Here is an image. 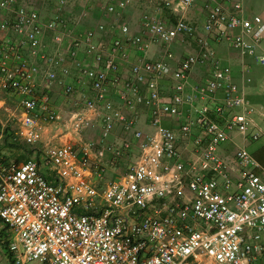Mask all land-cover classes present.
<instances>
[{
	"label": "built area",
	"instance_id": "1",
	"mask_svg": "<svg viewBox=\"0 0 264 264\" xmlns=\"http://www.w3.org/2000/svg\"><path fill=\"white\" fill-rule=\"evenodd\" d=\"M46 1L52 8L48 16L25 0H0V116L6 117L0 129L15 120V137L33 144L49 123L62 118L64 133L80 139L77 145L48 144L41 161L0 155V218L10 233L14 263L200 264L209 258L252 264L264 259V170L241 146L232 178L219 152L234 132L255 140L260 129L251 123L253 108L231 66L210 49L211 41L223 42L264 65V13H247L240 0H174L183 8L201 3L203 20L168 22L145 9L139 33L116 21L117 34L100 44L97 34L110 29L108 24L78 28L90 15L89 0H79L76 20L67 8L77 0ZM132 1L104 0L99 9L103 16H118ZM178 39L195 48L173 67ZM153 44L162 48V56L148 55ZM127 45L141 52L132 61ZM194 67L208 71L188 89ZM70 76L79 85L68 81ZM54 84L71 105L65 114L52 102ZM146 112L151 131L137 126ZM166 117L191 141L187 155L178 133L164 124ZM116 125L128 136L110 140ZM91 127L98 128L97 140L81 134ZM105 161L116 168L115 175L108 177ZM44 168L53 172L52 179Z\"/></svg>",
	"mask_w": 264,
	"mask_h": 264
},
{
	"label": "crops",
	"instance_id": "2",
	"mask_svg": "<svg viewBox=\"0 0 264 264\" xmlns=\"http://www.w3.org/2000/svg\"><path fill=\"white\" fill-rule=\"evenodd\" d=\"M161 1H162V6L160 5V3H158V5L155 6V8H153L155 10L153 13L157 14L158 16H161L162 18L166 19L168 22L174 21L176 17H184L197 22L203 20V11L201 7V3H198L191 8H183L179 3H177V1L174 0H173L174 2L169 4H167L166 3L167 1L165 0H161ZM240 1L244 5V8L246 9L247 13H252V11L249 10L250 6L251 7L256 6V8H258L257 6L263 7L262 12L264 13V0H240ZM132 2L133 3H131V5H129L125 9V11L120 14L121 17L120 21L130 22L131 25L130 31L131 33L135 34L141 31L140 24L138 26L135 22L136 21L135 6L140 2L139 0H133ZM91 4L89 5L91 8L90 15L85 19V21H83V23L79 24L78 28L84 30L85 28L89 26H93L98 22H105L106 24L109 25L110 29L108 28V30L104 33L98 32L96 40L100 44L109 43L112 37L115 34H117V29L113 27L114 25H116V20L110 19L109 15L103 16L100 12L99 7L97 6V3L96 5L94 4V2ZM128 17L130 18L128 19ZM194 48L195 45L191 41L187 39H178L175 42V44H173V50L175 56L170 60L171 65L173 67L177 66L178 59L184 53H186L187 51H191ZM210 49H211V55H213L216 58H219L223 63H227L231 66L234 81L237 82L243 88V90L246 93L247 100L253 108L250 114L251 123L253 125H256V127L260 129V136L255 140L245 138L241 134L234 132L231 135V137L220 146L219 152L222 155V157H224V159L226 160L227 172L232 178H236L238 172H237V165L235 162V151L241 146L246 147L247 150H249L252 153L254 158L261 165V170H264V72H260V71L258 73L255 72L254 64H258V63H256L254 59H252L251 57L240 56L239 53L229 44L223 42L221 43V42L211 41ZM127 50L129 53L128 61L134 60L138 54H141L139 50L131 46L129 47V45H127ZM84 54H85L84 50H82L80 52V56H83ZM148 55L151 58H157L163 55V50L158 45L153 44ZM126 64L127 63H125V65ZM128 64L124 66L126 71L128 70L127 69ZM207 71H208V67H194L189 76V83L187 86L188 89L191 88V85L203 80V78L206 76ZM67 80L70 82L77 83L76 80L71 76L68 77ZM163 82H164L163 87L165 88L167 82L164 80ZM166 92L167 90L166 91L164 90L163 94L168 95V93L165 94ZM50 93L54 105L58 107L59 110H61L62 114H65L66 110H68L71 107V105H69V100L67 99V97L64 96L62 87L58 84H54L50 88ZM217 96H219V94ZM202 102L203 99L199 100L198 104ZM61 120L49 123L43 130L41 140L36 142L35 146L38 149L36 150L37 152L34 151L33 153L38 155L36 158H39L40 161L43 158V154L45 149L47 148V145L50 143L70 140L74 143V145L78 144V140L80 139V137L75 134L69 135L67 133H64L62 124H60ZM163 122L164 124L174 128L175 131L178 133L180 148L181 150L184 151L185 155H187L188 152L191 151L193 145L191 141L183 137V135L178 129L177 121L173 120L170 117H166V119ZM137 126L145 131L152 130V126L148 120L147 112L141 113V118ZM252 128L253 127L249 129V132L252 130ZM197 132L198 129L194 128L193 133H197ZM81 134L83 137H85L84 136L85 134L92 136L94 139L97 140L98 128L97 127L87 128L81 131ZM125 135L126 134L123 133L121 126L116 125L114 130L111 132L109 139L119 141ZM39 150H41V153H39ZM98 150L100 152H103V147L101 144ZM43 170L48 178L50 179L53 178V172L50 169L44 168ZM256 170L258 172L261 171L260 169H256ZM113 175H115V173H111V176ZM252 264H264V259L262 257H258Z\"/></svg>",
	"mask_w": 264,
	"mask_h": 264
},
{
	"label": "rangeland",
	"instance_id": "3",
	"mask_svg": "<svg viewBox=\"0 0 264 264\" xmlns=\"http://www.w3.org/2000/svg\"><path fill=\"white\" fill-rule=\"evenodd\" d=\"M25 1L30 3L34 7L38 8L43 15H47L48 16L49 12H50V9H52L51 6L47 3L46 0H25ZM89 1H90L89 4L94 2V4L96 5V3H97V6L99 7L104 0H89ZM139 2L140 3L136 4V6H135V8H136L135 9V12H136V15H135V18H136L135 20L136 21L135 22H136V24L138 26L140 24V16H141V14L143 13V11L145 9H147V10H149L151 12H154L155 10L153 8H155V6H157L158 3H160V5L162 6V1L161 0H153L152 2H144L143 0H139ZM254 7L250 6L249 10H251L254 13H263L262 12V10H263L262 8L263 7H260V6H257L258 8H256V6H254ZM79 8H80L79 0H77L76 2L70 3L69 7L67 8L68 13L69 14L72 13L73 16H75V18H74L75 20H76V15L79 12ZM109 17H110V19L116 20L117 22H120V19H121L120 15H118V16L117 15H112V16L109 15ZM129 18L130 17H128V19ZM85 19L86 18H84L82 20L85 21ZM109 23H111V22H109ZM126 23L129 26H131L130 22H126ZM50 42H51V40L48 39L47 43L50 44ZM261 46H262V48H264V37H263V39L261 41ZM254 70L257 73L259 71L260 72H264V65L260 66L258 64H254ZM5 118H6L5 116H2V115L0 116V119L2 121H5ZM8 123H9V127H10L9 129L14 132L15 126H17V123L15 125V120H13V121L11 120ZM95 134H96V131H95ZM84 136L87 139L88 138H93L92 136L85 135V134H84ZM5 138H7V140ZM5 138L2 137L1 140H0V155H3V157H5L7 160L16 161V158L21 156V155H23V154L25 155L24 158H27V159L36 158L38 156L37 154L33 153L34 151H36L38 149L35 146L36 142L33 143V144H29V143L25 142L21 138H16L13 142H9L8 140L10 138L9 137H5ZM261 139H263V138H261ZM97 149H99V147H97ZM39 153H41V150H39ZM24 158H22L20 161L25 160ZM36 159H39V158H36ZM104 163H105L104 165L106 166V169H107V175H108V177H111V173H113L116 168H110V164L107 163L106 161ZM125 166L126 165L122 164V165L119 166V169L121 171H123ZM105 181H101V182L103 183ZM1 228H4V224L3 223H0V229ZM7 263H8L7 254L5 253L4 248H3V246H2V244L0 242V264H7ZM30 264H35V263L33 262V263H30ZM200 264H218V263L215 262L212 259L204 258V259H202Z\"/></svg>",
	"mask_w": 264,
	"mask_h": 264
},
{
	"label": "trees",
	"instance_id": "4",
	"mask_svg": "<svg viewBox=\"0 0 264 264\" xmlns=\"http://www.w3.org/2000/svg\"><path fill=\"white\" fill-rule=\"evenodd\" d=\"M0 133L3 134L4 138L9 137L10 138L8 140L9 142H13L16 139L14 132L9 130V129H5L3 131H1V129H0ZM5 139L7 140V138H5ZM1 156H3V155H1ZM24 156L25 155L23 154V155L17 157L15 162H21L20 160L22 158H24ZM4 159H6V158L4 157ZM24 159L27 160V158H24ZM25 160H22V161H25ZM0 223H3L1 218H0ZM9 237H10V233H9L7 227L4 225V228L0 229V242L4 248L5 253L7 254V257H8V263L7 264H15L13 257H12V254H11L10 250L8 249Z\"/></svg>",
	"mask_w": 264,
	"mask_h": 264
}]
</instances>
